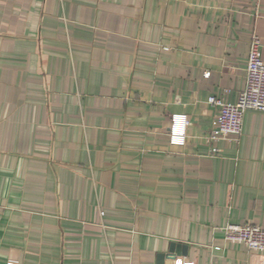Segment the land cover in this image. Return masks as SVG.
Wrapping results in <instances>:
<instances>
[{"label":"crops","instance_id":"crops-1","mask_svg":"<svg viewBox=\"0 0 264 264\" xmlns=\"http://www.w3.org/2000/svg\"><path fill=\"white\" fill-rule=\"evenodd\" d=\"M253 33L264 0H0V264H264L224 231L264 227V111L208 139Z\"/></svg>","mask_w":264,"mask_h":264},{"label":"built area","instance_id":"built-area-1","mask_svg":"<svg viewBox=\"0 0 264 264\" xmlns=\"http://www.w3.org/2000/svg\"><path fill=\"white\" fill-rule=\"evenodd\" d=\"M209 102L218 109L208 136L211 142L221 138L238 141L243 133L245 112L248 109L264 111V60L262 44L255 33L250 40L245 87L239 92L237 100L226 102L222 98L211 96ZM182 121L187 124L186 119ZM172 138L176 142H182L185 135L174 134ZM224 231L227 241L240 242L251 251L264 252V227L250 223L228 222L224 226ZM8 264L17 262L11 260Z\"/></svg>","mask_w":264,"mask_h":264},{"label":"water","instance_id":"water-1","mask_svg":"<svg viewBox=\"0 0 264 264\" xmlns=\"http://www.w3.org/2000/svg\"><path fill=\"white\" fill-rule=\"evenodd\" d=\"M186 253H187L186 245L172 243L170 245L168 252L158 254V264H164L166 259L172 260L173 262L175 261L176 264V256L178 254L186 255Z\"/></svg>","mask_w":264,"mask_h":264}]
</instances>
